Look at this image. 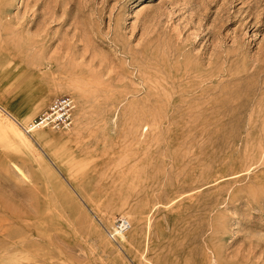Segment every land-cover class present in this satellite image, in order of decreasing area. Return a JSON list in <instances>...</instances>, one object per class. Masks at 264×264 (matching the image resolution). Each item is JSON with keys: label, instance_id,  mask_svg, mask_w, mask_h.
<instances>
[{"label": "rangeland", "instance_id": "obj_1", "mask_svg": "<svg viewBox=\"0 0 264 264\" xmlns=\"http://www.w3.org/2000/svg\"><path fill=\"white\" fill-rule=\"evenodd\" d=\"M6 123L0 264H264V0H0Z\"/></svg>", "mask_w": 264, "mask_h": 264}, {"label": "built area", "instance_id": "obj_2", "mask_svg": "<svg viewBox=\"0 0 264 264\" xmlns=\"http://www.w3.org/2000/svg\"><path fill=\"white\" fill-rule=\"evenodd\" d=\"M73 100L68 96L56 97L50 103L46 111L36 116L30 126L24 131L31 136L35 130L67 131L72 124ZM115 232L124 233L130 227L128 221L118 217L114 223ZM115 232L111 233L114 238Z\"/></svg>", "mask_w": 264, "mask_h": 264}, {"label": "bare ground", "instance_id": "obj_3", "mask_svg": "<svg viewBox=\"0 0 264 264\" xmlns=\"http://www.w3.org/2000/svg\"><path fill=\"white\" fill-rule=\"evenodd\" d=\"M0 129H1V131H3V134H6L7 136H10L13 139H16L19 143H21L23 145H27V140H26L25 135L23 133H21L20 131H18L16 127H13V126L9 125V123H6V124H0ZM114 223H115V221H114ZM114 223L112 225V227H113L112 232L116 231L115 227H114ZM115 233H116V235H118V238L124 234V233H120V232H115Z\"/></svg>", "mask_w": 264, "mask_h": 264}]
</instances>
